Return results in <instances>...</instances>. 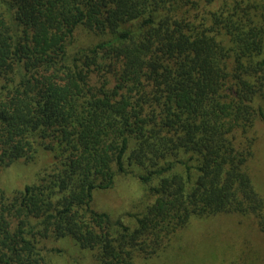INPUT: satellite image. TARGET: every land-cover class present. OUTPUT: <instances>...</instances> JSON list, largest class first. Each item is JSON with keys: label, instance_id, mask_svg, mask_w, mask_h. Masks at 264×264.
<instances>
[{"label": "trees", "instance_id": "1", "mask_svg": "<svg viewBox=\"0 0 264 264\" xmlns=\"http://www.w3.org/2000/svg\"><path fill=\"white\" fill-rule=\"evenodd\" d=\"M78 28L99 40L70 51ZM263 102L264 0H0V170L53 158L0 186V264H54L62 239L134 264L220 214L264 236ZM132 165L151 199L133 227L92 208Z\"/></svg>", "mask_w": 264, "mask_h": 264}, {"label": "rangeland", "instance_id": "2", "mask_svg": "<svg viewBox=\"0 0 264 264\" xmlns=\"http://www.w3.org/2000/svg\"><path fill=\"white\" fill-rule=\"evenodd\" d=\"M99 37L78 28L70 51L95 44ZM264 108V102H263ZM253 159L249 162L253 185L264 193V123L257 120ZM53 163L52 153L40 150L34 163L15 161L0 170V186L9 194L21 190L31 182L36 171L48 169ZM127 175L118 174L107 190L95 191L92 208L119 218L133 227L151 200L137 178V166H129ZM48 248L60 249L52 256L54 264H95L92 254L80 250L71 239L47 243ZM134 264H264V236L252 216L220 214L208 218H192L172 236L166 249L148 259L137 258Z\"/></svg>", "mask_w": 264, "mask_h": 264}]
</instances>
